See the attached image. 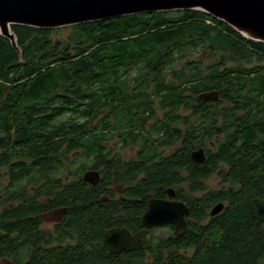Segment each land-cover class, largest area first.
I'll return each mask as SVG.
<instances>
[{"label":"trees","instance_id":"trees-1","mask_svg":"<svg viewBox=\"0 0 264 264\" xmlns=\"http://www.w3.org/2000/svg\"><path fill=\"white\" fill-rule=\"evenodd\" d=\"M61 30H69L68 37L53 39ZM11 31L21 58L0 36V165L19 156L28 164H12V169L39 166L47 173L66 153L85 150V159L91 156L98 169L105 164V131L127 144V136L134 135L132 123L138 122L142 139L136 145H147L139 149L140 163L126 169L130 178L144 174L130 190L140 200L134 203L139 216L147 200L162 198L167 188L191 209L182 238L111 255L102 246L105 231L133 228L138 220H118L117 209L111 217L102 202L93 201L98 197L92 199L97 188L80 185L62 192L68 196L61 201L70 206L68 234H60L69 237L67 246L36 252L28 263L22 253H14L13 264H150L148 255L153 264H264V219L258 221L251 210L252 200H264V44L244 39L198 10L55 30L12 26ZM212 90L219 92V101L198 99ZM122 103L126 107H117ZM151 103L168 114L147 131ZM107 111L113 123L104 116ZM167 147L171 152L163 156L160 150ZM198 148L206 154L201 164L190 157ZM213 175L219 188L203 194ZM219 202L224 209L210 217ZM22 224L15 229L22 232Z\"/></svg>","mask_w":264,"mask_h":264},{"label":"flooded vegetation","instance_id":"flooded-vegetation-1","mask_svg":"<svg viewBox=\"0 0 264 264\" xmlns=\"http://www.w3.org/2000/svg\"><path fill=\"white\" fill-rule=\"evenodd\" d=\"M131 82V80L127 81L126 84ZM149 91L153 92V88L151 89L150 87L148 92ZM128 92L130 91L128 90ZM153 98L154 95H152V99ZM124 106L126 107V104L122 103L117 105V107ZM144 106L145 108L147 107L146 104ZM108 107L109 105L106 103L104 107L105 110H107ZM133 114L140 119L139 110L135 111L134 109ZM166 114H168V112L162 109L161 105L151 103L147 108V113H145V117L148 118V120H145V129L148 131L153 128L156 119H162ZM104 116L108 123H113L109 111L105 112ZM137 123H132V127H130L131 131L134 130V135L127 136V144L123 143L122 140H124V138H122V136H118L116 133L111 135L112 131L110 129L105 131L107 133V138L103 144L104 151L102 152L105 156V164L101 165L98 169L94 167L95 161H91V156L89 160L85 159L88 154L85 150L66 153L65 158L57 160L56 164L58 166L49 168L47 173L44 167L39 166L26 167L25 169H12V164H17L19 162L28 164V161H23L19 156L13 158L8 165H0V264H13V262H15L13 259L14 253H22L24 262L28 263L31 262L36 252L38 254L43 253L45 250L66 247L69 237L66 236L62 239L60 234L61 232L68 234L70 223L68 222L67 214L70 211V206L65 205V203L61 201L62 195L68 196L67 193L62 194V192L73 189L74 187H79L80 185H84L86 188H97L98 194H94L92 199L98 197V199L94 198L95 200L93 201L97 203L98 201L102 202L104 210L110 212L111 217H113L114 211L117 209L118 220H138L137 226L133 225V228L132 225L127 227L113 226L106 231L112 228H126L130 234H134L144 230L142 227V217L148 209L149 200L158 199L170 202H183L186 205L189 210V215L184 218L186 222V231L181 236H175V227L171 223H167L161 227H152L147 230L146 242L143 247L150 243L156 245L161 243L160 240H166L169 237L178 239L185 236L191 219V209L186 202L178 198L175 189L167 188L174 190L172 198H168L166 193L167 189H165V195L162 198L150 197L147 200L146 208L141 216H139L137 205H134V203H138L140 200L137 197L132 198L133 195L130 193V190L140 185L144 174L139 172L135 178H130L127 177L128 173L126 168H128L129 172L132 166L134 167L135 164L140 163L141 160L138 155L139 149L147 145V143L145 145V142L143 145H136V140L142 139V137L138 135ZM143 136L151 141L156 140L157 137L155 135L148 137V134ZM119 152H121V154ZM160 152L163 156H167L171 150L170 148H162ZM126 154H130V156L126 158ZM0 155H3L2 147H0ZM58 155L59 157L61 156L60 153H58ZM80 156L85 159V161H82L83 163L77 161V159H80ZM4 160H6V158ZM60 163L62 167H60ZM144 163L147 164L148 161H144ZM88 171L98 173L99 179L96 184L93 185L84 181L83 176ZM119 178H121L122 181H119ZM79 182L82 184H79ZM184 187L187 188L185 184ZM199 195L200 197L202 196L201 193H199ZM132 206L133 209L130 210L129 208ZM16 208H22L23 214L21 216L4 214V211H10ZM61 208L66 209L61 219L44 218L46 214ZM22 222L21 228L23 231L20 232L16 230L15 227H18ZM204 222L205 221L202 219L200 224ZM161 231H166L167 233L162 235L160 233ZM160 249H162V247L158 248V250ZM179 251L184 253L185 249H180ZM146 259L149 260L150 264H153L149 255L146 256Z\"/></svg>","mask_w":264,"mask_h":264},{"label":"water","instance_id":"water-1","mask_svg":"<svg viewBox=\"0 0 264 264\" xmlns=\"http://www.w3.org/2000/svg\"><path fill=\"white\" fill-rule=\"evenodd\" d=\"M198 10L219 20L244 39L264 44V0H0V36L10 42L21 58V51L12 26H26L41 30H55L76 25L103 22L126 16L160 12ZM202 103L219 101L217 90L198 95ZM195 163H204L206 156L202 148L190 153ZM85 182L96 184L97 172L84 174ZM168 198L173 189L166 190ZM224 204H215L209 212L214 217L222 212ZM251 210L258 221L264 219V200L251 201ZM66 209H57L44 216L47 219H61ZM189 210L183 202L151 199L142 217L144 230L134 234L126 228H112L105 232L102 246L111 255L140 249L146 242L147 230L171 223L175 236L186 231L185 217Z\"/></svg>","mask_w":264,"mask_h":264},{"label":"rangeland","instance_id":"rangeland-1","mask_svg":"<svg viewBox=\"0 0 264 264\" xmlns=\"http://www.w3.org/2000/svg\"><path fill=\"white\" fill-rule=\"evenodd\" d=\"M69 35V30H61L59 32H55L52 34L53 39H59V40H64L67 38ZM204 56V55H203ZM121 154V152H119ZM130 154H126L125 157H129ZM77 161H81L80 163H83L82 161H85L84 158L77 159ZM81 165V164H80ZM206 186L208 190H205V192H202L203 194L206 193L207 191L210 190H215L219 188V178L216 177L215 175L211 176L207 181H206ZM162 235H165L167 232L166 231H161L160 232Z\"/></svg>","mask_w":264,"mask_h":264}]
</instances>
